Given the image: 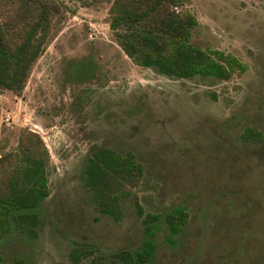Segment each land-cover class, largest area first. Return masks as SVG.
Instances as JSON below:
<instances>
[{
	"label": "rangeland",
	"instance_id": "rangeland-1",
	"mask_svg": "<svg viewBox=\"0 0 264 264\" xmlns=\"http://www.w3.org/2000/svg\"><path fill=\"white\" fill-rule=\"evenodd\" d=\"M54 1L22 90H0V191L28 133L41 140L49 189L37 236L6 234L2 258L105 264L139 244L143 213L181 206L187 222L176 244L158 231L151 264H264V0H179L197 20L193 46L244 64L227 80L172 79L133 64L108 27L112 0ZM14 5L0 0V17ZM246 126L262 140L242 139ZM101 146L131 151L141 166L103 200L79 179ZM83 247L93 254L73 262L70 251Z\"/></svg>",
	"mask_w": 264,
	"mask_h": 264
},
{
	"label": "trees",
	"instance_id": "trees-1",
	"mask_svg": "<svg viewBox=\"0 0 264 264\" xmlns=\"http://www.w3.org/2000/svg\"><path fill=\"white\" fill-rule=\"evenodd\" d=\"M179 0H112L108 9V27L120 50L137 66L150 68L172 79L194 76L227 80L242 72L244 64L232 53L218 49L198 48L190 41V31L197 24L186 9H177ZM58 12L54 0H15L13 8L0 17V90L19 93L31 67L42 53L51 30V18ZM21 142L20 154L6 184L0 191V242L6 234L19 233L26 238L37 236L38 208L48 195L45 160L36 134ZM241 138L259 142L260 130L246 126ZM141 166L131 151L116 152L107 147L95 148L86 158L79 179L82 187L101 197L109 196L112 185L136 177ZM97 201L103 213L111 210ZM138 213L140 209L138 208ZM187 222L181 206L164 212L143 213V237L133 249L111 254L105 264H151L156 249L155 235L163 230L165 241L175 245V237ZM91 248H75L69 253L73 262L88 258ZM0 264H27L22 257Z\"/></svg>",
	"mask_w": 264,
	"mask_h": 264
},
{
	"label": "built area",
	"instance_id": "built-area-1",
	"mask_svg": "<svg viewBox=\"0 0 264 264\" xmlns=\"http://www.w3.org/2000/svg\"><path fill=\"white\" fill-rule=\"evenodd\" d=\"M6 120H7V117H6Z\"/></svg>",
	"mask_w": 264,
	"mask_h": 264
}]
</instances>
